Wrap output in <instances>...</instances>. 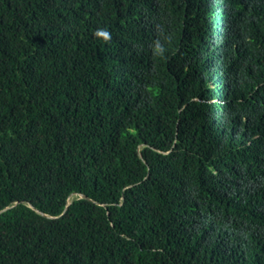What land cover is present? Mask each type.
Instances as JSON below:
<instances>
[{"label": "trees", "instance_id": "trees-1", "mask_svg": "<svg viewBox=\"0 0 264 264\" xmlns=\"http://www.w3.org/2000/svg\"><path fill=\"white\" fill-rule=\"evenodd\" d=\"M0 264H264V0H0Z\"/></svg>", "mask_w": 264, "mask_h": 264}]
</instances>
